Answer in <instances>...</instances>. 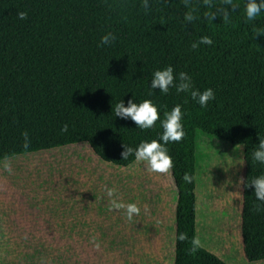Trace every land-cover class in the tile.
I'll use <instances>...</instances> for the list:
<instances>
[{"label":"trees","instance_id":"obj_1","mask_svg":"<svg viewBox=\"0 0 264 264\" xmlns=\"http://www.w3.org/2000/svg\"><path fill=\"white\" fill-rule=\"evenodd\" d=\"M148 3L145 11L142 0H0V162L83 144L100 161L129 168L142 142L163 143L165 113L180 105L185 136L165 145L174 165L173 264H228L200 245L191 251L199 135L242 147L243 252L250 262L263 260L264 201L247 185L264 176V163L253 158L264 141V35L253 34L264 29V11L249 21L247 0H233L237 7L224 22L204 17L215 9L203 0ZM190 10L191 23L184 20ZM106 34L115 39L104 45ZM205 36L211 45L199 43ZM168 66L177 77L187 73L195 90L212 89L215 99L202 108L190 93L152 89L154 72ZM129 99L152 101L160 116L154 127L115 116V105L127 107ZM124 147L133 149L127 160ZM180 233L187 239H176Z\"/></svg>","mask_w":264,"mask_h":264},{"label":"rangeland","instance_id":"obj_2","mask_svg":"<svg viewBox=\"0 0 264 264\" xmlns=\"http://www.w3.org/2000/svg\"><path fill=\"white\" fill-rule=\"evenodd\" d=\"M199 136V245L228 264H264L243 252L242 147ZM107 188L137 204L133 222L109 210ZM175 196L170 175L113 167L83 144L1 161L0 264H173Z\"/></svg>","mask_w":264,"mask_h":264},{"label":"clouds","instance_id":"obj_3","mask_svg":"<svg viewBox=\"0 0 264 264\" xmlns=\"http://www.w3.org/2000/svg\"><path fill=\"white\" fill-rule=\"evenodd\" d=\"M143 8L147 11L150 7L148 0H142ZM203 4L209 9H215L213 11H206L204 17L210 21L216 17H221L224 22L229 21L230 12L235 10L237 7L233 4V0H221L220 5H216L212 0H203ZM185 6L188 7V0H185ZM264 11V0H247L245 5V13L249 21L255 20V18ZM18 18L21 20L27 19V12H19ZM196 17L193 15V11L190 10L184 16V20L191 23ZM254 37L264 35V29H253ZM115 39L112 34H106L101 38V44H110ZM199 43L211 45L212 40L205 36L202 37ZM198 47L197 43H193L192 48ZM151 88L159 89L161 93L167 94L170 88H175L176 91L190 93L194 100H197L202 108L207 107L209 101L215 99V94L212 89H205L203 92L195 90L192 84L191 77L184 72H180L178 77L174 75V70L171 66L166 67L163 70H157L153 74V79L151 80ZM115 116L121 119L131 120L136 124L137 127L141 129H149L154 127L156 121L160 119L158 109L153 105L152 101L145 100L144 102L137 105L133 103L131 99L128 100V106L125 107L123 102H119L115 105ZM184 114L181 111L180 105H176L170 113H165V120L162 122L163 134L160 143L156 140H152L150 143L142 142L139 147L135 150V160L138 163L145 165V170L149 173H156L168 176L171 174V169L173 168L172 158L168 155V149L165 147L169 142H180L184 136L185 132L183 130V125L181 123L182 116ZM68 126L64 125L61 129L62 132L67 131ZM24 137L23 147L27 148L30 141L27 131L22 133ZM133 154L132 148H125L121 153L124 160H127L129 155ZM253 158L256 161L264 163V141L259 143L258 150L253 153ZM4 168L7 171H11L10 163L5 162ZM185 181L189 180V176L185 174ZM247 186H251L254 189L256 198L258 200L264 201V176L258 177L251 181ZM106 195L109 198V210H124L125 217L128 222H133V217L140 215V208L135 203L125 204L121 202L118 198V193L116 188L105 189ZM258 210V206H257ZM176 239L179 241H184L187 239L185 233H180ZM95 248H99V243L96 241L95 236L90 240ZM192 252H195L199 246L198 240H193Z\"/></svg>","mask_w":264,"mask_h":264}]
</instances>
